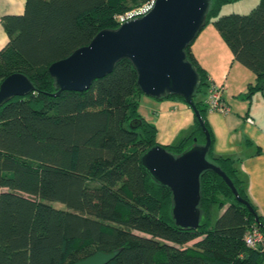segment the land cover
<instances>
[{
	"label": "trees",
	"instance_id": "16d2710c",
	"mask_svg": "<svg viewBox=\"0 0 264 264\" xmlns=\"http://www.w3.org/2000/svg\"><path fill=\"white\" fill-rule=\"evenodd\" d=\"M149 1L25 0L21 15L0 18L7 37L0 48V83L21 74L34 87L0 108V264H73L114 250L120 252L108 264H264V245L244 243L254 227L264 234V216L249 199L235 161L212 151L208 109L204 98L197 99L206 97L211 83L192 53L194 41L185 54L200 80L193 102L210 137L207 160L252 212L207 171L200 177L198 228L175 226L170 191L140 165L142 154L159 144L155 126L138 111L143 94L128 60L85 91L53 96L57 89L47 71L52 63L98 32L117 29L121 15ZM234 1L210 0L204 28L211 24L233 61L255 76L245 93L251 100L264 91V0L248 15L220 16L222 6ZM167 98L183 101L172 95L157 100ZM194 124L188 135L162 147L176 157L203 145L195 116Z\"/></svg>",
	"mask_w": 264,
	"mask_h": 264
},
{
	"label": "water",
	"instance_id": "95a60500",
	"mask_svg": "<svg viewBox=\"0 0 264 264\" xmlns=\"http://www.w3.org/2000/svg\"><path fill=\"white\" fill-rule=\"evenodd\" d=\"M210 0H154L153 8L144 16L129 20L115 30L98 32L90 43L48 67L58 96L64 91L82 92L94 80L110 74L115 65L128 60L137 73L140 92L152 99L168 95L181 97L191 108L205 134L203 145H193L179 156L162 146L150 148L140 157L141 167L159 186L171 193V216L181 230H196L201 217L200 177L211 171L231 190L238 203L243 201L231 180L207 160L211 145L193 96L200 80L187 61L185 49L204 28ZM31 82L21 74H12L0 83V108L15 97L33 92ZM137 121L130 123L136 128ZM256 223L259 220L255 217ZM120 250L96 252L73 264H108Z\"/></svg>",
	"mask_w": 264,
	"mask_h": 264
},
{
	"label": "crops",
	"instance_id": "0c3cea01",
	"mask_svg": "<svg viewBox=\"0 0 264 264\" xmlns=\"http://www.w3.org/2000/svg\"><path fill=\"white\" fill-rule=\"evenodd\" d=\"M24 4L25 0H0V18L21 15ZM6 43L7 37L0 25V48ZM191 50L206 71L208 81L223 87L224 103L229 108L227 114L206 113V122L214 139L213 154L235 161L244 178L249 199L264 216V91L257 92L249 102L235 106L234 94H245L248 84H254L255 76L233 61L232 54L214 27L204 28L194 40ZM141 103L158 110L154 103L149 105L146 100ZM139 113L149 121L144 111Z\"/></svg>",
	"mask_w": 264,
	"mask_h": 264
},
{
	"label": "rangeland",
	"instance_id": "374dc122",
	"mask_svg": "<svg viewBox=\"0 0 264 264\" xmlns=\"http://www.w3.org/2000/svg\"><path fill=\"white\" fill-rule=\"evenodd\" d=\"M260 1L261 0H236L231 3H227L224 6H222L219 15L220 16H225L230 14L248 15L251 12V10L258 5ZM207 26L208 28H213L211 24H208ZM207 26L205 28H207ZM219 85L220 84L217 85L215 84V86L217 87H222ZM223 94H224V89H223ZM206 97L205 95L203 96L200 95L197 97V99L204 98L205 100ZM230 99L231 98H229V100ZM145 100L149 105L151 102L154 103L156 106H158L157 108L158 110H154L148 105L144 106L143 103H141V101H145ZM233 101L235 102V106H236L239 103H243L245 101L249 102L250 100L245 99V94L241 96V95H237L236 93L234 94ZM140 110L146 113L147 119L149 121H147L146 118L144 117L145 120L148 123L155 126L157 131L156 142L161 146H167L176 143L177 140L188 135L195 125L193 111L191 110L190 107H188L183 101L179 100L178 98H167L158 101L156 99H152L145 95H141L139 99L138 111ZM55 207L60 208L58 204L55 205ZM191 244H193V242L189 243L188 245L190 246Z\"/></svg>",
	"mask_w": 264,
	"mask_h": 264
},
{
	"label": "built area",
	"instance_id": "2783aa9c",
	"mask_svg": "<svg viewBox=\"0 0 264 264\" xmlns=\"http://www.w3.org/2000/svg\"><path fill=\"white\" fill-rule=\"evenodd\" d=\"M154 5V0L146 2L140 8L131 10L119 17L120 25L135 18H139L147 14ZM205 104L210 112H218V113H229V108L224 103L223 99V88L217 87L211 84L207 91V97L205 99ZM244 243L247 247L250 248H258L264 245V234L261 232L259 228H252L248 231V233L244 236Z\"/></svg>",
	"mask_w": 264,
	"mask_h": 264
}]
</instances>
